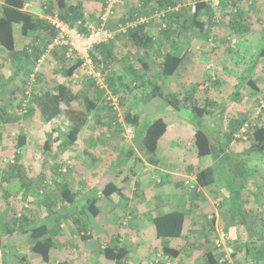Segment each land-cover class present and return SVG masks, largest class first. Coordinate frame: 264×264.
I'll return each instance as SVG.
<instances>
[{
  "label": "rangeland",
  "instance_id": "374dc122",
  "mask_svg": "<svg viewBox=\"0 0 264 264\" xmlns=\"http://www.w3.org/2000/svg\"><path fill=\"white\" fill-rule=\"evenodd\" d=\"M28 1L33 3L32 11H39L37 2H41L40 0ZM143 1L146 0H122L121 4H119L116 8L113 26L115 27V25H117L118 28L120 25H126L129 21H131L132 14H135V9L144 4ZM177 1V3H179L181 7H185L186 10L183 11L181 19L184 18V20H186L187 18L189 20L191 17L190 14L187 13H192L191 11H193L196 0ZM215 1L217 0H208L211 4L210 6L212 7L213 21L216 23L213 28H216V31L211 32L210 29L212 26H209L208 23L205 25L203 30H198L197 27H192L190 24H187V26L182 25V34H178L176 38L174 37L175 42H172V40H166V44H160L161 48H158V51L155 50L152 53L153 57L155 56V58H161L168 48H172V44L178 42L179 47L174 51V53L179 56L185 55V63L188 59L194 60L196 56L199 57V62L192 66V68L195 67L197 69V74L200 77V80L192 78L191 80H193V83H188V86L192 83L191 88L187 87L186 84L182 82L185 87L183 93L182 91L176 89L179 97L181 96L180 98L182 99L183 104L181 110H178V112L176 109L168 106L167 104L166 106L161 104L160 107L153 105L155 108L151 106L152 103L147 104V101L152 96L153 86L155 84H159L160 82L162 83V81L157 77L152 79L147 78L145 71L141 70L143 71V77L140 73H137L135 76L133 74H127L126 72L124 82H128L129 85L126 91L122 90L115 92L111 87L109 88V94L112 95L110 97H113L116 100L115 105L113 98H109L104 92L108 101L107 104H112L114 110L112 109L110 112L108 110L102 111V103L99 102L100 110L92 112L88 124L80 134L79 141L75 144L77 153H68L69 150L66 146H64L67 137L64 127L59 124V118L53 120L52 122H46L38 113H33L27 116L24 106L19 113H11L10 121L6 125L4 136L0 140V235L4 234V231L2 230L3 227L6 226V224L9 225L12 223V216L15 211L23 210L27 213L28 207L24 206L25 203L28 204L27 206L31 207L33 214L37 212L40 213L41 211L38 210L37 207L41 206L40 202H43L47 193H51L49 195L50 198L51 196L55 198V196L60 195L57 193V189H52V187H55V178H59L58 174H53V170L56 165H62L63 167L68 166V168H71V170L74 169V171L77 172H80L79 170L82 169V174L86 175V180L84 178L82 180H77V189H89V195H86L87 193H81L82 196L77 200L76 206L73 205L69 208L67 207L61 214L62 221L59 220V225L66 235V243L71 247V251L73 252L66 253V251L61 252L55 250L52 254V260L48 264H58V261L62 259V256L63 260L66 259L65 256L67 254H71L70 256L67 255V259L71 264V260L74 264H86L85 259L83 258V253H87V245L90 246L94 243L93 241L96 240L99 242L100 240H106L110 244L117 243V240H115L113 234H111L108 228V224L111 221H115L117 224L116 227H114V232L116 236L121 237L119 238L122 239L120 244L132 249V253L137 252L136 255L138 256V247L148 249V247H154L158 244L157 239L159 236L153 223V219L151 218L162 213H166L165 211L168 212L171 207L178 209L189 206L188 200L186 198H181L180 194L187 189L191 190V185L186 183L188 178L191 181V184L195 183V177H193V175L189 177L184 176L188 174V168L191 167V164L194 163L195 160L199 159L193 151L194 144L192 140H190L189 134L194 132L197 127L201 126L202 129H204L207 126H210L211 122L217 120V127L214 129H208V132L212 136V141L217 146L218 150L221 151V148L224 147L225 151L223 153L225 154H222L218 161L212 156H207L202 160H198L205 164L203 166H206L208 162H213L212 165L215 170L216 180L212 185L205 188L203 187L202 189L203 191L201 195L204 203H207V205L201 204L200 208L197 209L196 204H194V209L188 212L195 217V220H197V216L199 217L202 212L203 214H206L215 211L213 208H215L217 203L218 206L221 207L220 209L223 215V221L220 220L219 223L220 230L223 226H225L224 224L228 223L234 224L233 226L237 229V231L240 230V228H245L244 235L239 233L237 236L239 239H236V237L231 234L229 236H232L233 238L232 245L237 247L240 246L239 249L243 251L237 254L240 263L251 264L250 255L246 254V246L248 245L252 247V241L255 240V237L253 238V236L247 232L248 225L246 224V219L248 220L250 218L247 216L249 213H245V211L246 208L250 209L252 207L253 212H255L252 214L253 216L255 215L258 220H262V218H264V151H253L248 159V153H240L241 155L239 156L233 154L232 150L234 151L236 149L245 148L251 143V140L248 139L249 133H245L247 139L246 137H240L244 141L238 142L237 146L239 148L233 144L232 146L236 149H229V145H231V143L228 141L229 138L227 133L222 131V125H226V123L230 121L233 116V114L230 115L228 112L233 99L225 97L224 99H220V97L218 100L213 99L212 104L214 105L217 102L216 110L218 111H215L213 115L205 114L201 118L196 116V114L191 110L186 102V97L188 95L193 96V94L197 92L198 102L202 105L203 101L201 98L205 96H203V91H201L202 88L200 86L206 88L210 94L213 90L215 91L213 88L214 86L218 87L225 84L224 75L236 76L241 81L243 76L248 77L251 74L254 75L256 72L264 70V63L263 67L260 68L262 62H264L263 57H260V51L264 47V31L260 30L254 32L253 36H247V34L242 35L241 33H230L229 31L227 32V30H230L231 28L226 25L223 19H225V16H228L226 14L230 13L228 11L236 12L235 9H238L239 6L235 5L233 7V3L229 2V0H224V2L230 4L229 6L227 4L220 5L221 3L215 4ZM243 1L245 3L247 2L249 5H257L261 1L264 4V0ZM46 3L48 6L53 4L52 0ZM82 3L85 4L84 2ZM157 4V0H151L148 3L149 8L151 6H157ZM54 5V11H57V1ZM95 6L96 9L94 11H98L99 8L103 7V2L98 0L95 3ZM46 9L47 8L44 9V12H46ZM46 13L49 14L48 12ZM124 13H126L127 16L124 17ZM86 14V16H88L89 12ZM154 14L156 13L149 16H153ZM229 18L238 20L237 16L234 14H231ZM245 24L247 25V22ZM261 26L262 25H258L257 27L261 28ZM14 29L16 44L17 46L20 45L21 49L24 47L26 48V45H32L33 42H37V39H34L37 35L33 34L27 37L24 36L20 25H15ZM153 31L156 35H159V28L157 25L154 27ZM37 37L39 38V36ZM246 38L248 39L246 40ZM233 39L237 41L236 44L232 43ZM216 48L222 50L223 56L220 57V54L215 53L216 58L214 59L211 54ZM12 60V66H8L10 67L8 70L3 67L0 71V81L2 83L0 102L3 100V102L6 101L7 106L10 105L15 107L19 103L22 104L26 100L21 89V86H23L21 85L22 79L25 78L26 73L25 71L20 70L22 67L19 68V70L18 68L14 70L17 60L13 58ZM179 69V72L177 71L174 76L169 77L170 80L168 81V84L173 79H183V81H186V79L191 78V76L187 77L184 75V73H187L185 71L189 70L188 66L184 67V71ZM43 72L47 75L44 77H47L46 79L49 81V86H54L56 83H59L58 81H67L68 85L71 86L72 91L76 94L87 90L89 94L95 95L96 91H98L97 89L99 88L96 84L92 85L89 82L90 79L85 75L78 74L77 76L74 75L72 78L65 77L62 68L57 66L54 60H49V55L40 67L37 75ZM121 74L124 75L125 73L121 72ZM181 74L184 76L181 77ZM213 76H215L214 79ZM37 77L38 76H36V78ZM216 77L217 81H215ZM142 78L145 79V83H143ZM34 84L35 80H28L27 90H30V93L34 89ZM163 84L166 90H172L171 85L170 87L167 86L166 82ZM199 91L201 92L199 93ZM83 99L84 98L77 100L74 104L84 107L85 103ZM126 107L131 108V110L135 113H139L140 120L137 125L134 126L133 124H128L125 121L124 110ZM223 107H225L227 111L224 112V109H221ZM115 111H117V114ZM253 114L250 117L253 122H256V124H264V113L260 116V118L256 119L253 117ZM158 118L166 119L170 125V129H168L165 136L161 139L157 154L162 159V163L165 164V166H168L171 172H174L169 175L161 173L165 174L163 175L162 183H158L157 181L151 179V175H154L152 171L143 172L141 162L136 159V157L129 156L128 152L133 148V143L130 138L136 137V141L139 143L140 139H143L147 126ZM200 118L201 122H199ZM180 125L187 128V130L182 129ZM133 126L137 127V135H135V129ZM177 126L178 128H176ZM109 127H111L112 130H110ZM19 133L27 134L28 142L22 149H16L14 146V140ZM178 135H181L182 137H179ZM106 138L111 141L119 140L121 142L118 145L111 141L108 143L109 150L110 144L114 145L113 149H115V154L113 158L111 157L109 159L110 161H107V163H103L99 166L97 161H94V156L91 153L81 150L98 146V142L96 143V140L103 139V141L106 142ZM47 141L52 143L49 150L46 148ZM15 156L16 158L18 157L16 161L22 166V169L19 167L14 171H9V175H7L8 180L5 182V175L3 171H5V168L9 165V162L5 161V158L10 157L11 159H15ZM106 170L107 172L109 171V175L104 174ZM88 174L94 178L93 182L95 187L90 188L91 185L88 183L87 178L89 180L91 179ZM119 174L128 176L127 180L122 181L121 178H118L120 177ZM78 175L79 174H76V176ZM45 176H48V179L45 184H42L41 178ZM76 176L73 177V172L71 171L67 173V176H65L64 179L72 185L73 180L78 179ZM95 176L98 178H95ZM110 180L124 187V192L127 197H130V199H132V197L127 189H138L136 194L133 196L135 197L134 200L131 202H128L126 198L116 200L115 197H118L117 194H113L111 196L104 195L103 190ZM75 186L76 185L72 187L75 188ZM91 197H98L99 201L97 205L102 207V212L97 218H87L84 216V219L87 221L86 228L88 231L93 232V240L81 244V239L77 238V233H75L77 232V227L74 226L73 223L67 222V219L64 218L65 215L73 216L70 211L74 212L79 210L83 206L82 204H85L88 198ZM225 197L228 199L225 200ZM174 201L176 203H173ZM222 203H224L225 206ZM35 205L36 208L34 207ZM55 207L57 209L59 204L57 206L55 205ZM59 210H61V206L59 207ZM60 213L61 211L57 212V214ZM37 214L35 215L36 219L40 221V218L42 219V217ZM75 215L78 216L79 213ZM129 215L131 216L130 219H128L127 224H124V221L129 217ZM136 217L138 218V221H141V226L136 220H132V218ZM52 220H54V218L51 219V222ZM206 220H208L207 217ZM201 221L205 222V219H202ZM263 221L261 223H263ZM54 224L55 223L51 224V226ZM242 225L246 226L243 228ZM190 228L193 229L194 225H191ZM215 228L217 230L216 226ZM230 229H232V227H230ZM125 230L127 232L129 231V233L124 234L123 232ZM214 233L216 232L214 231ZM218 233L219 234H217V236H215V234H212V236L217 238L220 243H224L225 246L229 245L230 241L228 236L222 231H219ZM245 233L247 234L245 235ZM60 235H62V233H59V236ZM166 239H168L169 244L175 245L181 238ZM6 241H8V243L10 242L8 239L5 241L3 240L1 241L2 245ZM80 246L81 249H79ZM74 249H79V251H75ZM256 250L254 251L256 252ZM60 253L62 255L61 257H59ZM96 254L97 251L91 252L92 264H100ZM167 257V255L162 254L161 256H157V261ZM131 258L134 259L132 256ZM183 259H186L185 254L183 255ZM234 259L239 264L237 257H234ZM7 260H9L12 264L11 254L7 256ZM170 260H173V258Z\"/></svg>",
  "mask_w": 264,
  "mask_h": 264
},
{
  "label": "trees",
  "instance_id": "16d2710c",
  "mask_svg": "<svg viewBox=\"0 0 264 264\" xmlns=\"http://www.w3.org/2000/svg\"><path fill=\"white\" fill-rule=\"evenodd\" d=\"M150 1L151 0L143 1L144 4L135 9L136 13L132 14L131 20L136 19L138 16H149L153 13H156L157 11L166 10V13L162 17H153L149 23L129 26L127 31L120 32V34L126 35L128 39H130V44L127 45L128 50L126 54L123 55V57L121 56L122 58L119 57V59H116L113 49L114 41L119 34L115 35V37L108 42L97 45L92 51V55L95 58L96 64L98 66L103 64V68L109 70V74L107 76L109 86L115 92H119L122 90L126 91L127 87L129 86L128 82H124V78H126V72L127 74H133L136 76L137 71L134 65L135 59H138L139 65L145 71V75L147 78L152 79L159 76L167 77L173 75L178 70L185 56H179L174 53V51L179 47L178 42L171 45L172 50L168 48L159 62L148 58L147 56H141V52L143 49H145L146 53H149L148 49L156 44V36H158V38L160 37L164 42L165 40H172V42H175L174 37L176 38L178 34H182V25L187 26V24H190L192 27H198L202 29L207 23L209 25H212L214 22L212 7L210 6L211 4L208 2V0L195 1V10L191 11L192 13L186 12L187 14H190L191 18L189 20L187 18L186 20H184V18L181 19L185 7H181L179 3H177V0H157V6H151L149 8L148 3ZM25 3L26 0H4V2L0 4V47L6 49L13 59L20 61L22 67V69L20 70H23L26 73V86L23 85L22 89L24 98L28 100V103L26 105V115H31L34 112H38L46 122H52L53 120L59 118V124L60 126L64 127L67 137L64 146H66L68 150H71L72 147H75V144H77V142L79 141L80 134L88 124L92 112L100 110L99 102L102 103V111L108 110L110 112V110H114V107L112 106V104H107L108 101L104 94L105 90H100L98 87V91H96L95 95L89 94L87 90L76 94L72 91L71 86H69L67 83H57L55 86H49L47 87V89L40 90H37L35 86L30 95L26 94V83L30 79V74L34 71V67L36 66L38 59L45 52L47 44L54 37L55 32L51 27L49 21L45 17H40L32 11L25 10ZM52 3L53 4H50L47 7L46 11L49 14L58 12L63 20L71 24H75L79 20L86 21V19L93 18L90 13L88 16H86L87 14L83 8L82 3L68 4L66 0H57V11H54L55 2L52 1ZM220 3V5L227 4L229 6V4L224 2L223 0ZM235 5L236 4L233 3V7ZM230 14L236 15L238 18V20H236L237 22H235V19H230L231 24L229 23V25L234 26L240 22V17L243 16L240 9H237L236 12L231 11ZM204 18L207 19V22L204 21ZM110 23L109 26L111 25ZM15 25L21 26L22 34L26 37L38 32H44L45 41L42 43L33 42L32 45H28L26 48L18 50L15 38ZM156 25L159 28V35H156L153 31ZM112 28H117V25H115V27L113 26ZM30 49H32V52H30ZM62 56L65 61L67 60V64L65 63L62 71L64 72L65 77L72 78L79 68L80 61L76 60L75 62H69L65 56V53ZM260 56H264V47L260 51ZM122 59L123 63L125 64L124 67H126L125 74H110V70L113 68V63H116L117 60L119 61ZM89 79V82L92 85L96 84L91 77ZM142 80L143 83H145V79L142 78ZM155 96L159 97L164 101L165 104L176 110H181L183 106L182 99L179 97V95L177 93L166 90L164 84L161 82L153 86L152 97ZM82 98H84V107H80L77 104H74L77 100H80ZM186 102L191 110L196 114V116L201 118L205 114L209 113L210 107L212 106L211 101L205 102L202 105L199 104L198 100L193 101V97L191 95H188L186 97ZM23 103H19L15 107L12 106L13 112L19 113L23 109ZM115 112L117 114V111ZM124 112V119L128 124H133L134 126L138 124L140 120L139 113H135L131 110V108L127 107L125 108ZM10 117L11 112L10 110L8 111L6 105L0 106V140L4 136L6 125L9 123ZM201 118L199 119V122H201ZM246 121L252 120L248 119ZM246 121L237 122L239 124V128H242ZM167 130L168 122L164 118H158L147 126L141 143L143 160L151 164H158L160 162V157L157 154L159 141L165 135ZM232 133L233 131H230V134ZM248 133L251 135L252 139L250 150L252 152L264 151V124H252ZM51 144L52 143L50 141L46 142L47 150L51 148ZM26 145L27 134L19 133L14 140V146L16 147V149H22ZM195 146L199 157L212 156L217 161L225 151L224 147L221 148V151L217 149V146L213 143L209 133L203 130L201 126L197 127L196 130ZM17 158L15 156L14 162L10 160V157L5 158V161L9 162V165L7 166V168H5V171H3L5 175V182H7L8 180L7 175H9V171H14L19 167L22 169V166L16 161ZM64 168H66V170H64ZM68 172H71V168H68V166L63 167L62 165H56L53 170V174L59 175L58 179L55 178V187H52V189H59L60 196L61 198L63 197V199L59 202V207L61 206V210H59V207L57 209L55 207V205H58V202H53L51 206L47 205L48 215L45 221H39L38 219H36V214H34V216H31L28 208L27 213L23 210H17L14 212L12 216V223H10L9 225L6 224V226H4L2 229L4 231V234L0 235V247L2 249L1 251L3 252V255L0 256V264H11L9 260L4 258L10 254L12 255V264H15L14 262H16L17 264H42L51 262L53 257L52 254L55 250L61 252L66 251V253L73 252L71 251V247L66 243V240H64L66 235L59 225V222L62 221L61 214L66 209L65 205L75 202V195L73 194L71 183L64 179V177L67 176ZM47 179L48 176L41 178V183L45 184ZM215 180V170L213 166H208L200 169L195 174V183L191 184L189 178L186 180V183L187 181H189V183L187 184L194 185L195 187H193V189H198L200 192V189L212 185ZM120 189L121 188L117 186L115 182L111 181L105 186L103 194L106 196H110ZM97 203V197L88 198L86 203L79 210L74 212L70 211L73 216L65 215L64 219H67V222L71 220L74 226L77 227V234H80L82 236L81 244L86 243L88 239L91 238V235H89L90 231H88V229L86 228L87 221L86 219H84V216H86L87 218H97L102 212V207H99ZM58 211H61L59 217L55 216L54 220H52L51 222L52 214L56 215ZM246 212L249 213V215L247 216H249L250 219L253 216L252 214L255 213L253 212L252 207L250 209L246 208L245 213ZM77 213H79L78 216L75 215ZM37 215H40V213H38ZM186 217V212L182 210H172L155 216L153 218V223L156 227L158 236L160 238L181 237L184 233ZM263 219L264 218H262V220H258L260 222V225L257 227H250L249 224L247 226L250 234L253 236V238L255 237V240L252 241V247L248 245L246 246V254L250 255L251 264H264V225H262L264 224ZM246 221L248 222L247 219ZM262 221L263 223H261ZM53 223L55 224L51 226V224ZM226 225L228 231L231 230L230 227L233 228V225L231 223H228ZM59 233H62V235L59 236ZM7 239L10 240V242L8 243V241H6L2 245L1 241H5ZM229 241V246H232L235 249L234 257L236 258L237 254L243 251L239 249L240 246L237 247L232 245V237H229ZM222 245L216 244L215 246V248L219 250L218 255L217 253L213 254V250L211 251L212 253L210 252V254L212 255L210 256L209 264H216L218 260L224 255V247ZM254 250H256V252ZM164 252L173 256H178L180 254L179 250L173 249L172 247L168 246L164 248ZM129 253L130 249L128 247L122 246L117 243H108V245L102 249V254L111 262L116 261L118 263H121V261L126 259ZM67 255L65 256L66 259L63 260V256L61 255V253L59 254V257L62 256L60 264H71L67 259ZM70 255L71 254H69L68 256Z\"/></svg>",
  "mask_w": 264,
  "mask_h": 264
},
{
  "label": "crops",
  "instance_id": "0c3cea01",
  "mask_svg": "<svg viewBox=\"0 0 264 264\" xmlns=\"http://www.w3.org/2000/svg\"><path fill=\"white\" fill-rule=\"evenodd\" d=\"M27 1L28 0H26V2ZM40 1L41 2H39V3L37 2V5L39 6V11H32L33 7L31 8V11L33 13H35L36 15L40 16V17H45L47 15V13H46L47 11L44 12L45 11L44 9L48 7L46 2L51 1V0H40ZM52 1L56 2L57 0H52ZM70 1H73V2H70ZM81 1L84 2L85 4H83ZM97 1L98 0H66V2L68 4L82 3L83 8L86 11V13L89 12L93 16V18H95L101 12V10L103 8V7H101V8H99L98 11H94L96 9L95 3ZM105 1L106 0H101V2H103V6H104ZM221 1L222 0L215 1V4H220ZM3 2H4V0H0V4H2ZM229 2H232V3L236 4V5H238L239 6L238 9H240V11L242 12L243 16L240 17V20H239L240 22L237 25L234 26V25H229L230 19H231V18H229V16L231 14L230 13L226 14L228 16H225V19H223V21H225L226 25L231 28L230 30H227V32L229 31L230 33H232V32L233 33H237V34L241 33L242 35L243 34H247V36H253L254 32H257V31H260V30L264 31V25H263L264 24V4H263L262 1H261L262 3L259 2L257 5L256 4L255 5H249V4H247V2L245 3L243 0H229ZM228 12H231V11H228ZM125 16H127L126 13H124V17ZM204 20H206V22H207V19L204 18ZM261 21H263V22H261ZM235 22H237V21L235 20ZM246 22H247V25L245 24ZM110 24H111L110 26L113 27V20H111ZM215 24L216 23L213 22L212 25H209V26H212V28L210 29L211 32H214V31L217 30L216 28H213V26ZM258 25L259 26L262 25L261 28H258L257 27ZM112 29H116V28H112ZM198 30H203V28L202 29L198 28ZM35 35L39 36V38L37 36H36V38H34V39H37L38 43H42V42L45 41V39H44L45 33L44 32H41V33L38 32ZM116 35H118V36L116 37V39L114 41L113 49H114V55L116 56V59H119V57H121V56L123 57V55L126 54V52L128 50L127 45L130 44V41H129L130 39H128V37L126 35L120 34V32H118ZM156 37H157V38H155L156 39L155 40L156 44L148 49L149 53H146L145 49H143L142 52H141V56L142 57L143 56L144 57L147 56L148 58H151V59L159 62L163 56L161 58L160 57H158V58L156 57L155 58V56L154 57L152 56V53L155 50L158 51V48H161L160 44L164 45V44L167 43V41L165 40V42H164V41H162V39L160 37L159 38H158V36H156ZM247 39L248 38H246V40ZM16 46H17V44H16ZM27 46L28 45H26V47ZM17 49L18 50L21 49L20 45L17 46ZM170 50H172V48H170ZM191 52H192V50H191ZM215 53L216 54H220V57L223 56L222 55V50H220L219 48H216L215 50H213V53L211 54L214 59L216 58ZM63 54H64V50L63 49H56L55 52H51V53L48 54L49 55V60H54L57 66H60L61 68H63L65 66V63L67 64V60L65 61V59L62 56ZM185 57L186 56H184V58ZM260 57H263V59H264V56H260ZM12 62H13L12 56H10L9 52L6 49L0 47V71L2 70L3 67H4V69L7 68V70H8V68H10L8 66H12ZM198 62H199V57L198 56H196L194 60L188 59L186 63H185V61L183 59L182 63L179 66L180 69L179 68L178 69L184 71L183 70L184 67L188 66L189 70L185 71L187 73H184V75H186L187 77L191 76V78L186 79V81H183V79H173L168 84V81L170 80L169 77L174 76V74L178 70L173 75H170V76H167V77L159 76L157 78L159 80L161 79L162 83L166 82L167 86L170 87V85H171L172 90H168V91L177 93L176 89H178V90L182 91V93H183V90H184L185 87L182 84V82H184L187 87L191 88V84L193 83V80H191L192 78L200 80V77L197 74V69L195 67L192 68V66H194ZM134 63H135L134 65H135L137 73H140V75L143 76V71H141L143 69L139 68L140 65H138L139 64L138 59H135ZM263 63L264 62H262V65H261L260 68L263 67ZM124 66H125V64L123 63V59L119 60V61L117 60L116 63H113V68L110 70L111 71L110 74L122 75L121 72L125 73V71H126L125 70L126 67H124ZM16 67L17 68H21V62L20 61L16 62V66H15L14 70L16 69ZM117 68H120V69H117ZM220 73L223 74L222 72H220ZM45 74L46 73H44V72L40 73L38 75V77L35 79L34 87L36 86L37 90L47 89V87H49L50 84H49L48 79H46L47 77L46 78L44 77V76H47ZM190 74H192V75H190ZM74 75L76 76V74H74ZM184 75L181 74L180 76L182 77ZM214 78H215V76H213V79ZM25 80H26L25 78L22 79L21 85L26 86L25 85V82H26ZM206 81H207V79H206ZM215 81H217V77H216ZM58 82L59 83H67L68 84L67 81H58ZM190 82H192V83L190 84V86H188V83H190ZM224 82H225L224 85H220L218 87L214 86L213 88L215 89V91L213 90V92H211L210 94L208 93V90L206 88L200 86L202 88L201 91H203V96L206 97V98L202 97L201 99H202L203 103L210 102V101L212 102L213 99L218 100L219 97H220V99L221 98L224 99V97L233 99V102L229 106V108H230L229 110L230 111L228 110L230 115L233 114V116H232L231 120L226 123V125H222V131H225L227 133V135H228V138H229L228 141H230V143H231V145H229V149H231V148L236 149L232 145L235 144V146L238 147L237 146L238 142L244 141L240 137H237L238 132L241 130V128H239V124L237 122L246 121V120L250 119L251 115L255 112V109H256V107L258 105L259 100L262 97H264V96H262V95H264V70H262L261 72H256L254 75L251 74L248 77L243 76L241 81L236 76H233V75L225 76L224 75ZM227 82H229V83H227ZM1 87H2V83L0 81V92H1ZM21 87H22L21 89H23V86H21ZM193 90H195V89H193ZM201 91H199V93ZM192 97H193V101L198 100L197 92H195ZM11 98H12V96H11ZM150 103H152L151 106L155 105L156 107H160L161 104L166 106L164 101L162 99H160L159 97H156V96L155 97L151 96V98H149V100L147 101V104H150ZM4 105H6V101L3 102V100H2V102H0V106H4ZM216 106H217V102L214 105L212 104V106L210 107L209 113H207L206 115H210V114L213 115L215 113V111H218V110H216L217 109ZM6 108H8V111L10 110L11 113H14L13 110H12V106L9 105ZM221 109H224V112L227 111L225 107H223ZM176 111L178 112V110H176ZM34 113H38V112H34ZM28 115L29 114H27V116ZM263 120H264V117H263ZM216 124H217V120L211 122L210 126L205 127L203 130H205L207 133H209L208 129L216 128L217 127ZM180 126H181L182 129L187 130V128H185L184 126H182V125H180ZM237 126H238V128H237ZM109 128H110V130H112L111 127H109ZM176 128H178V126ZM176 128H173V129H176ZM134 129H135L134 130L135 131V135H137L138 134L137 127H134ZM168 129H170L169 123H168ZM196 130H194V132H191L189 134V136H190V140H192V142L194 144V146H193L194 153H196V156L199 159L202 160V159L206 158L207 156H205V157H199L198 156L197 149H196V146H195ZM230 131H233V133L230 134ZM181 135H183V134H181ZM181 135H178V136L182 137ZM130 139H131V142L133 143L132 144L133 148L130 149V151H128L129 152V156L136 157V159H138L141 162L142 167H143V172L152 171V173H154V175H151V179H153L154 181H157L158 183H162L163 182V175H165V174H161V173H166L167 175L174 173V172H171V170H170V168L168 166H165V164L162 163L163 161H162L161 158H160V162L158 164H151V163L143 160L142 148H141L142 139H140L139 143H137L136 137H132ZM161 139H160V141H161ZM180 139L183 140L182 138H180ZM248 139L251 140V143H252V139H251V135L250 134L248 136ZM105 140H106V142L103 141V139H97L96 140V143L98 142V146L99 147L95 146V147H91V148H88V149H85V150L84 149L81 150V151H84V152L91 153L94 156V161H97V164H99V166H101L103 163H107V161H110L109 159L111 157L113 158V156L115 154V149H113V147H114L113 144H110V150L108 149V146H109L108 143L111 140L107 139V138ZM160 141H159V144L161 143ZM111 142H115L116 145H118L121 141L118 140V141H111ZM246 142H247V140H246ZM251 143L245 148L236 149L234 151L232 149L231 150H232L233 154H235L237 156H239L241 154L248 153V157H247V159H248L251 156V152H252L250 150ZM159 147H160V145H159ZM159 147H158V149H159ZM70 152H73V153L76 152L77 153V150H76L75 147H72L71 150L69 149L68 153H70ZM223 154H225V153H223ZM69 156H71V155H69ZM199 159L195 160V162L191 164V167L188 168V171H189L188 174H186L184 177H189L191 175H193V177H195V174L200 169H203V168L208 167V166H213L212 165V163H213L212 161L208 162V164H206V166H203L205 164H203L201 161H198ZM247 159H245V160H247ZM71 171L73 172V177L76 176V174H79L78 176H76V177H78V179H74L73 183L71 185V186L76 185L75 188L72 187L73 188L72 189L73 194L75 195V202L72 203V204H68L69 206L66 204L65 208H67V207L69 208V207H71L73 205L76 206L77 200L80 199L81 196H82L81 193H87L86 195H89L88 194L89 189H77V187H78L77 180H82L83 178L86 180V175L82 174L83 173L82 169L79 170L80 172L74 171V169H72ZM132 172H133V170H132ZM156 172H159V173H156ZM104 174L105 175H109L110 173H109V171L107 172V170H106V172H104ZM89 175L90 174H88V176ZM94 175H95V173H94ZM119 176L120 177H118V178H121L122 181H125L128 178V176H123V174H121V175L119 174ZM89 177H90L91 180H89L88 178H87V180H88V183L91 185L90 188L95 187V184L93 182L94 178L91 177V176H89ZM95 178H98V177L95 176ZM108 181H109V179H108ZM111 181L112 180H110V182ZM92 184H93V186H92ZM116 184H117V186H119L121 188L120 190H118L117 192L114 193V194H117V196H118V197H115L116 200L125 199V198H126V200H128V202H131V201L134 200L135 197H133V196H134V194H136L138 189H127V190H129L130 196L132 197V199H130V197L126 196V194L124 192V187H122L118 183H116ZM202 189H200L201 190L200 192H199L198 189H192V188H191V190L187 189L186 191L181 192V194H180L181 198H186L188 200V205L189 206H186L185 208H178V209H175V208L171 207L170 210H169V211L182 210V211L186 212V216H187L186 217V225H185L184 233H183V235L181 237H179L181 239L178 240L175 245L169 244L168 243L169 241L166 238L163 239V238H159L158 237V239H157L158 244L156 246L148 247V249H145V248L142 249L141 247H138V250H139L138 256L136 255L137 252H135V253L133 252L132 253L133 250L130 249V253L126 257V259L121 261V263H118L116 261L115 262H111L110 260L106 259L103 254H101L102 249L105 248L108 245V241L100 240V242H99L98 240H96V241H93L94 243H92L90 245L91 247L88 246V245L86 246L87 253H83V258L85 259V263L86 264H92L91 263V252L97 251L96 255L98 256L100 264L101 263L102 264H123V263H126V264H209V259H210V256L212 255V254H210V252L213 250V254L217 253V255H218L219 250L216 249L215 246H216V244L220 243V241L217 238L213 237L212 234H215V236H217V234H219L218 232L222 231L223 233H225L228 236V238L232 237V236H229L231 234V235H234L236 237V239H239L237 236L239 235V233L244 235V229H245L244 227L246 225H242L244 229L240 228V230H238V231L233 226V228L231 230H229L230 231V233H229V231L227 230L228 229L227 225L224 224L225 226H223L221 228V230H220L219 229L220 228L219 223H220V220H222L223 215L221 213L222 212L221 209H220L221 207H219L217 203L215 205V208H213L215 211L209 212V213H206V214H203V212H202V214L199 215V217L197 216V220H195V217L192 216L191 214H189V212L194 209V204H196V208L197 209L200 208L201 204L207 205V203H204L203 197L201 195V193L203 191ZM57 191H58L57 193L60 194L59 189H57ZM50 194L51 193H47V196L44 197L43 202L40 200L41 201L40 202L41 206H39L40 209H39V207H37L38 210H40L42 212V214L40 212V216L42 217V219L40 218V221H45V219H46V217L48 215L47 214V212H48L47 211L48 210L47 205L51 206L53 202H55V203L58 202V204L60 205L59 202L63 199V197L61 198L60 195L55 196V198H53L51 196V198H50L49 197ZM52 194H53V192H52ZM226 199H228V198L225 197V200ZM98 201H99V199H98ZM42 203H43V205H42ZM173 203H176V202L174 201ZM222 204L224 205V203H222ZM27 205L28 204L25 203L24 206L28 207L30 215L34 216V214L31 211V207H29ZM82 205H84V204H82ZM34 207L36 208V205ZM180 207H182V206H180ZM165 212H167V211H165ZM130 213H132V212H130ZM35 214H37V213H35ZM55 216L57 217V216H59V214H56ZM55 216L52 215L51 218H55ZM130 217L131 216L129 215V217L124 221V224H127L128 219H130ZM206 217H207L208 220H206ZM153 218H151V219H153ZM202 219H205V222L201 221ZM132 220H136L137 223H139V225L141 226V221H138L137 217L136 218H132ZM210 220H211V222H210ZM69 222L73 223L71 220ZM248 224H249L250 227H252V226L253 227H257V226L260 225V222L258 221L256 216L254 215L253 217H251V219H248L247 225ZM116 225L117 224L115 223V221H111L108 224V226H109L108 228H109V231L111 232V234H113L115 240H117V243L120 244L122 239H119L121 237L120 236H116V234L114 232V227H116ZM191 225H194L193 229L190 228ZM232 225H234V224H232ZM215 226L217 227V230H216ZM214 231L216 233H214ZM247 232L250 233L249 230H247ZM75 233H77V232H75ZM123 233L124 234H128L129 231L127 232L125 230ZM246 234L247 233H245V235ZM89 235H91V238L88 239V242L93 240L92 239L93 232L90 231ZM76 236H78L77 238L82 239V236L80 234H77ZM183 237H184V239H183ZM64 240H66V238H64ZM120 245H122V244H120ZM166 246L172 247L173 249H176V250H179L180 254L178 256H173V255H169V254L165 253L164 252V248ZM79 249H81V246L79 247ZM79 249H77V250L74 249V250L75 251H79ZM1 250L2 249L0 247V256L3 255V252ZM186 252H188V253H186ZM162 254H165L168 257L165 258V259L157 261V256H161ZM184 254L186 256V259H183V255ZM131 256L134 257V259H132ZM2 258H3V256H2ZM4 258L7 259V257H4ZM171 258H173V260H170ZM237 260L240 263V261L238 259V256H237ZM14 263H16V262H14ZM42 264H48V263H42ZM58 264H60V261H58ZM72 264H74L73 261H72ZM97 264H99V263H97Z\"/></svg>",
  "mask_w": 264,
  "mask_h": 264
},
{
  "label": "built area",
  "instance_id": "2783aa9c",
  "mask_svg": "<svg viewBox=\"0 0 264 264\" xmlns=\"http://www.w3.org/2000/svg\"><path fill=\"white\" fill-rule=\"evenodd\" d=\"M121 2L122 0H106L101 12L95 18L86 19V21L79 20L75 24H71L63 20L58 12H55L54 14H47L45 18L49 21L55 34L51 41L47 44L45 52L38 59L36 66L34 67V71L30 74L29 80H35L40 67L44 63L49 53L55 51L56 49H63L65 56L69 61H80L79 68L75 73L76 76L81 74L88 78L91 77L100 89L105 90V93L109 98H113L110 97L112 95L109 94L110 86L107 77L109 70L103 68V64L100 66L96 64L95 58L92 55V51L97 45L113 39L118 32L127 31L129 26L149 23L153 17H162L166 13V10H162L157 11L153 16H138L136 19L129 21L126 25H120L118 28L112 29L109 26V23L114 19L116 8L119 4H121ZM32 6L33 3L27 1L25 3L24 9L31 11ZM193 10H195V6ZM235 11H237V9H235ZM232 43L236 44L237 41L233 39ZM30 52H32V49H30ZM29 91L30 90H27L26 94L30 95L31 93ZM113 102L115 105L116 100L114 98ZM27 103L28 100H25L23 103L25 111L27 109ZM263 113L264 97L259 100L253 117L255 119L260 118ZM252 124L256 125V122L246 121L240 132H238L237 136L246 137L245 133H248ZM10 160L14 162V158ZM64 170H66V168H64ZM187 183H189V181H187ZM191 187L193 188L195 186L191 185ZM222 244L224 243H219V245ZM222 246L224 247V255L218 260L216 264H238L234 259V248L229 245Z\"/></svg>",
  "mask_w": 264,
  "mask_h": 264
}]
</instances>
